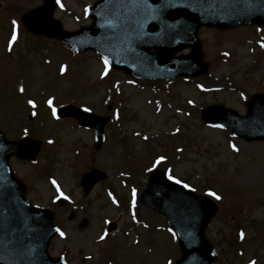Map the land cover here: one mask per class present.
I'll return each mask as SVG.
<instances>
[{
    "label": "rangeland",
    "instance_id": "rangeland-1",
    "mask_svg": "<svg viewBox=\"0 0 264 264\" xmlns=\"http://www.w3.org/2000/svg\"><path fill=\"white\" fill-rule=\"evenodd\" d=\"M94 1L59 0L54 17L76 30L90 23L86 10ZM41 2L0 0V130L11 140L41 141L35 161L11 156L10 164L27 186L26 198L54 209L59 232L50 255H64L69 264H173L179 256L173 231L136 200L149 172L160 168L218 203L205 231L217 252L212 264H264V139L235 138L200 116L213 103L245 114L250 96L264 94V25L201 27L207 72L148 82L108 64L105 74V60L94 52L75 54L27 32L19 17ZM66 103L110 117L99 149L93 129L53 117ZM91 169L99 177L85 187ZM59 195L66 205H55ZM106 217L117 219L108 235ZM84 218L89 222L81 226ZM238 225L245 242L233 249L226 238Z\"/></svg>",
    "mask_w": 264,
    "mask_h": 264
},
{
    "label": "water",
    "instance_id": "water-1",
    "mask_svg": "<svg viewBox=\"0 0 264 264\" xmlns=\"http://www.w3.org/2000/svg\"><path fill=\"white\" fill-rule=\"evenodd\" d=\"M56 3V0H44L42 6L25 13L22 22L36 34L57 37L77 52L94 49L113 67L146 78L204 73L207 65L201 62V47L196 35L201 25L224 29L242 24H264V0H99L89 11L93 18L90 26L75 32H64L61 23L52 18ZM183 47H190L192 51L186 56L174 57V53ZM167 71H172V74ZM257 98L264 102L262 96L252 97L253 101ZM263 102L260 104L264 106ZM215 109L223 111L224 116L247 122L253 108L248 107L246 116H238L231 109L212 105L203 109V119L214 122L210 112ZM87 121L81 119L82 123L91 124ZM104 122L105 119L97 124L101 134ZM236 131L249 139H260L264 137V124L248 128L246 132ZM22 141L6 142L0 133V183L3 187L0 193L8 191L12 195L10 200L0 195V214L5 218L0 222V264H24L16 261L15 256L27 259L25 264H64L62 259L50 258L46 251L54 233L52 214L24 205V187L10 172H4L8 169V156L12 152L19 153L18 145ZM34 143L32 151L35 154L38 142ZM157 178L178 190L181 187L167 181L160 171H155L141 196L142 202L164 212L177 229L182 257L175 264H209L214 255L203 230L215 213L216 206L209 199L189 190L185 201L167 203V197L154 196L155 190L161 191L156 185ZM179 206L187 207L188 211L185 214L181 209V218L171 212ZM27 219L31 221L27 222Z\"/></svg>",
    "mask_w": 264,
    "mask_h": 264
},
{
    "label": "bare ground",
    "instance_id": "bare-ground-1",
    "mask_svg": "<svg viewBox=\"0 0 264 264\" xmlns=\"http://www.w3.org/2000/svg\"><path fill=\"white\" fill-rule=\"evenodd\" d=\"M218 79H215V81H217ZM155 101V100H153ZM98 178V175L95 172H90L84 179V183L85 184H91L93 183L96 179ZM117 227V220H112L109 224V229L110 231L116 229Z\"/></svg>",
    "mask_w": 264,
    "mask_h": 264
},
{
    "label": "snow or ice",
    "instance_id": "snow-or-ice-1",
    "mask_svg": "<svg viewBox=\"0 0 264 264\" xmlns=\"http://www.w3.org/2000/svg\"><path fill=\"white\" fill-rule=\"evenodd\" d=\"M57 3H59V0H57ZM87 11V10H86ZM13 24H15V21L13 22ZM15 30H13V40H15ZM11 43V42H10ZM106 67H105V74L107 73V64H108V61L107 59H105L104 61ZM61 71H63V69H61ZM21 91H23V89H21ZM29 103H32L31 101H29ZM49 104H51V100H49L48 102ZM53 114L55 115V110L53 111ZM235 148V146H233ZM162 159V158H161ZM159 162V161H158ZM171 179V177H170ZM53 183H55V181H53ZM185 187H187V185H185ZM210 195H215V193H209ZM216 199H220L219 196H216ZM57 231H59V229H57ZM61 235H63V233L61 232ZM243 235V234H242ZM104 237L102 236L101 239H103ZM251 264H255V262H251Z\"/></svg>",
    "mask_w": 264,
    "mask_h": 264
}]
</instances>
